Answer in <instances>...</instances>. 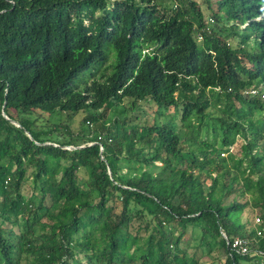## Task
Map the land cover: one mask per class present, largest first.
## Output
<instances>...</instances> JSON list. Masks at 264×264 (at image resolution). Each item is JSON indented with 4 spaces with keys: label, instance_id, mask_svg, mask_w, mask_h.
Returning a JSON list of instances; mask_svg holds the SVG:
<instances>
[{
    "label": "trees",
    "instance_id": "16d2710c",
    "mask_svg": "<svg viewBox=\"0 0 264 264\" xmlns=\"http://www.w3.org/2000/svg\"><path fill=\"white\" fill-rule=\"evenodd\" d=\"M205 1L0 0V264H262L264 0Z\"/></svg>",
    "mask_w": 264,
    "mask_h": 264
},
{
    "label": "rangeland",
    "instance_id": "374dc122",
    "mask_svg": "<svg viewBox=\"0 0 264 264\" xmlns=\"http://www.w3.org/2000/svg\"><path fill=\"white\" fill-rule=\"evenodd\" d=\"M163 1V3H165V5L166 6H171L172 5V1L171 0H162ZM195 2H197V4L200 6V9H201V11L203 12V14H204V17H205V20L207 21L209 18H210V13H209V10L207 9V4H206V1L205 0H194ZM122 111L121 110H118V111H116V112H113V111H111L110 112V114H109V117L111 118V119H113V118H116L117 116H119V117H121L122 116ZM83 117H85V115H78V117L76 118V120H75V125H78V123H79V121H80V119L81 118H83ZM95 126L96 125H92V124H90V123H86V127H88L89 129H87L86 127H84V131L87 133V131L88 130H93L94 128H95ZM79 148H81V146L79 147ZM233 148V147H232ZM231 148V149H232ZM66 149H68V150H73L74 149V147H71V146H69V147H66ZM233 152H235V150H233ZM226 156V155H225ZM159 165V164H158ZM126 172V169L125 168H123L122 169V171H121V173L123 174V173H125ZM256 215H258V211L257 210H253V213H250V212H244V214L242 215V217H241V221H245L246 219H249V221H250V219L251 218H253L254 216H256ZM253 226H249V227H247V230L248 231H250V230H252L253 228H252ZM229 237H233V235L232 234H230L229 235ZM214 258H217V259H214ZM213 259L214 260H219V261H223L224 260V254H223V252L222 251H220V252H218V254H216V256L214 257ZM205 260H209L208 258H205Z\"/></svg>",
    "mask_w": 264,
    "mask_h": 264
},
{
    "label": "built area",
    "instance_id": "2783aa9c",
    "mask_svg": "<svg viewBox=\"0 0 264 264\" xmlns=\"http://www.w3.org/2000/svg\"><path fill=\"white\" fill-rule=\"evenodd\" d=\"M252 94H256L257 91H252L251 92ZM255 223L258 224L259 223V219H255ZM258 236H261V232L260 231H257L256 233ZM223 237H225V235L223 234ZM248 245H249V241L247 240H243L241 238H235L231 244H230V248L232 250H234L236 253H239L241 255H245L249 252V248H248ZM259 255L261 256L262 258V263L264 264V254H262L261 252L259 253Z\"/></svg>",
    "mask_w": 264,
    "mask_h": 264
},
{
    "label": "water",
    "instance_id": "95a60500",
    "mask_svg": "<svg viewBox=\"0 0 264 264\" xmlns=\"http://www.w3.org/2000/svg\"><path fill=\"white\" fill-rule=\"evenodd\" d=\"M5 118H6V117H5ZM6 119H7V118H6ZM12 124L18 126L15 122H12ZM101 152H102V149H101V151H100V155H101ZM109 174H110V173H109Z\"/></svg>",
    "mask_w": 264,
    "mask_h": 264
},
{
    "label": "clouds",
    "instance_id": "9594fccd",
    "mask_svg": "<svg viewBox=\"0 0 264 264\" xmlns=\"http://www.w3.org/2000/svg\"><path fill=\"white\" fill-rule=\"evenodd\" d=\"M262 16H264V14L262 15ZM225 235V234H224ZM263 264V263H262Z\"/></svg>",
    "mask_w": 264,
    "mask_h": 264
}]
</instances>
